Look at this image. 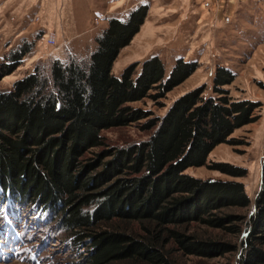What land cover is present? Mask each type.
Here are the masks:
<instances>
[{
  "label": "trees",
  "instance_id": "trees-1",
  "mask_svg": "<svg viewBox=\"0 0 264 264\" xmlns=\"http://www.w3.org/2000/svg\"><path fill=\"white\" fill-rule=\"evenodd\" d=\"M146 11L142 5L125 20L110 19L87 58L38 65L0 91V218L12 209L40 210L47 238L82 250L77 264H183L185 256L233 252L236 264H264V158L252 212L243 183L186 172L207 165L217 145L237 144L231 135L255 120L257 101L229 96L224 86L235 73L218 67L213 95L195 87L161 115L130 106L164 97L197 68L178 59L165 78L156 55L137 72L138 63L112 74ZM19 58L0 66V79ZM140 120L146 139L111 146L102 134ZM209 166L246 173L228 162ZM192 223L237 239L200 233Z\"/></svg>",
  "mask_w": 264,
  "mask_h": 264
},
{
  "label": "rangeland",
  "instance_id": "rangeland-1",
  "mask_svg": "<svg viewBox=\"0 0 264 264\" xmlns=\"http://www.w3.org/2000/svg\"><path fill=\"white\" fill-rule=\"evenodd\" d=\"M38 1L0 0V66L12 63L20 54L18 66L0 79V91L11 89L16 80L31 73L38 65L48 66L54 59L87 58L96 48L97 37L114 18H109L105 11L107 0H58L55 9L58 20L54 17L49 20L42 16V10H38ZM170 5L166 7L183 11V19H175L170 27L164 28V25L156 24L158 14L154 16L151 11L149 16H152L155 27L163 26V29L156 32L158 28L147 22L145 33L150 36H143V21L130 42L120 49L111 72L120 77L126 67L138 63L137 72L142 62L152 56L138 58L152 52L153 48L154 52L158 48L153 56L157 55L162 61L165 78L178 59L197 63L191 75L166 92L164 97L154 99L147 96L129 103L151 111L153 115L163 114L174 99L195 87L202 86L204 95H213V78L218 67L234 72V80L224 88L232 98L257 101L255 120L232 133L237 144L217 145L208 155L207 165L191 167L186 172L202 179L243 183L251 200L246 212H252L260 188L264 158V0H189V4L172 0ZM143 6L148 11L147 3ZM197 13L200 17L202 13L206 16L195 21ZM51 37L55 40L52 44ZM155 93L150 91L151 95ZM142 122L110 128L102 134L111 146L143 140L149 132L140 130ZM215 162L240 166L246 173L237 177L211 169L209 165ZM32 207H26L23 212L12 209L10 215L2 212L0 264H77L82 250L72 248L64 238L61 241L47 238L42 231L40 210ZM191 228L200 233L207 231L228 242L237 239L218 230L205 229L198 223H192ZM37 229L41 231L37 233ZM236 255L235 252L215 257L190 255L181 261L183 264H236Z\"/></svg>",
  "mask_w": 264,
  "mask_h": 264
},
{
  "label": "crops",
  "instance_id": "crops-1",
  "mask_svg": "<svg viewBox=\"0 0 264 264\" xmlns=\"http://www.w3.org/2000/svg\"><path fill=\"white\" fill-rule=\"evenodd\" d=\"M172 0H107V6H106V13L107 16L110 17H114V18H118L120 20H125L127 18V16H129V14L137 9L138 7L145 5L147 3L148 5V14L144 20V23L141 27H143V31H142V35L143 36H150L147 35L145 33V26L147 24V22L152 23L154 28H158V30H155L156 32L160 31L161 29H163V26H156L155 27V23L152 21V16H149V13L151 11H153L154 16L156 14H158L156 16V24L157 25H164L165 27H170L171 23H173V20H177V19H181L182 17H184V13L183 11L177 9L175 10L174 8L171 7H166L168 5H170V2ZM182 3H188L189 4V0H180ZM223 2L227 1V0H222ZM58 0H40L38 1V3H36L38 10H42V13L44 17L46 18H52L54 17V19L57 21V15H56V4H58ZM231 3V1H230ZM91 4V2H90ZM172 6V5H170ZM64 8V7H63ZM199 16V17H197ZM202 16H206V14L202 13ZM200 17V15L197 13L196 17H195V21L200 20L203 17ZM216 16H219L216 14ZM183 19V18H182ZM48 20V22H49ZM168 23V25H166ZM166 25V26H165ZM153 31V33L155 32ZM201 35V33H199ZM153 35V34H152ZM162 45V44H160ZM154 48L152 50V52H148V54H146L145 56H141L140 58H138V60H142L145 58H148L150 56L155 55L156 52H158V48H156V52H154ZM157 54V53H156Z\"/></svg>",
  "mask_w": 264,
  "mask_h": 264
},
{
  "label": "built area",
  "instance_id": "built-area-1",
  "mask_svg": "<svg viewBox=\"0 0 264 264\" xmlns=\"http://www.w3.org/2000/svg\"><path fill=\"white\" fill-rule=\"evenodd\" d=\"M54 42H55L54 38L51 37V38H50V43L52 44V43H54Z\"/></svg>",
  "mask_w": 264,
  "mask_h": 264
},
{
  "label": "water",
  "instance_id": "water-1",
  "mask_svg": "<svg viewBox=\"0 0 264 264\" xmlns=\"http://www.w3.org/2000/svg\"><path fill=\"white\" fill-rule=\"evenodd\" d=\"M255 209L254 205H253V210Z\"/></svg>",
  "mask_w": 264,
  "mask_h": 264
}]
</instances>
